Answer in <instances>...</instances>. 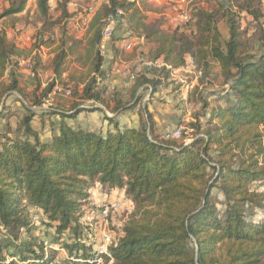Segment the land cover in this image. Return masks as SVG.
<instances>
[{
	"label": "trees",
	"instance_id": "16d2710c",
	"mask_svg": "<svg viewBox=\"0 0 264 264\" xmlns=\"http://www.w3.org/2000/svg\"><path fill=\"white\" fill-rule=\"evenodd\" d=\"M28 1L18 0L4 15L22 11ZM216 1L218 8H199L190 21L165 31L147 16L146 0H105L90 22L92 37L83 42L62 19H81L85 11L63 6L53 18L49 0H37L41 21L28 47L0 30V121L6 120L0 128V264H56L61 250L70 264L97 258L104 264H264L263 12L255 0ZM220 10L226 36L217 25ZM245 16L250 22L243 29ZM116 18L135 32V60L163 64L141 70L125 94L107 96L99 45ZM40 47H53V54L45 65L35 53L33 69H49L52 77L42 85L34 73L27 90L18 59ZM189 65L197 83L186 101L198 105L189 115L191 136L166 137L148 104ZM56 83L70 84L71 96L45 106ZM171 89L181 91L180 85ZM95 112L98 124L79 118ZM96 185L122 191L134 203L120 236L103 250L95 249L101 242L84 207ZM39 227L52 232L50 240L35 234Z\"/></svg>",
	"mask_w": 264,
	"mask_h": 264
},
{
	"label": "rangeland",
	"instance_id": "374dc122",
	"mask_svg": "<svg viewBox=\"0 0 264 264\" xmlns=\"http://www.w3.org/2000/svg\"><path fill=\"white\" fill-rule=\"evenodd\" d=\"M71 2H76V5H78L77 9L82 10L84 12V8L92 5L95 7V4L102 5L105 0H70ZM223 2V0H219ZM243 0H239V2H242ZM18 3V0H0V30H4L7 33L8 38L10 39H17L21 45L28 47L31 41V36L33 35L35 28L39 25L41 18L38 13V7H37V0H29L26 8L21 13H13L9 15H4V12L9 9L12 5H16ZM50 8H49V15L53 18H58L61 15L63 6L66 7L67 10H70V8H67V3H64V0H50ZM255 3L258 4L260 9L263 12V17L261 18V22H263V28H264V0H255ZM218 2L216 0H146L144 5V10L147 13V16L149 19H153L154 21L158 22L162 25L165 31H172L176 26L185 24L186 20H191L189 17L192 18L193 15H195L197 9H208L213 10L218 8ZM71 13L76 12V9L70 10ZM220 14H222V10H220L219 14L217 15L218 18V28L220 29L221 33L226 36L227 35V29L225 26V23L222 19H220ZM76 17L70 16L69 18L62 19L63 22H67L70 27L71 23L70 21L72 19H75ZM189 18V19H188ZM242 28L247 27L250 20L249 17H243L242 19ZM255 23H251L250 28L255 27ZM89 28H86L81 33V39L88 37L89 35ZM248 35L243 34L242 38L245 40ZM135 45V44H134ZM133 45V46H134ZM131 46V48L133 47ZM131 48H125L122 51L123 58L127 57L129 54H133L131 52ZM51 48L47 49H40V53H38L36 50H34L28 57L33 59L34 54H38L42 60H44L45 65L48 62V58H50L52 54ZM126 52L127 55H124ZM43 56V57H42ZM134 56V55H132ZM145 56H148L147 54ZM136 57V56H134ZM44 58V59H43ZM19 61L22 59H18ZM71 63L68 67H70ZM72 66V65H71ZM19 70L21 74L26 75L29 78H22V84L24 85L25 82L31 83L32 87L34 86V75L29 73L26 66L20 65ZM35 73L38 75L39 81L42 85H45L50 81V77L48 75V72L45 70H35ZM197 74L193 70V68L187 67L182 68L179 71L174 72L172 75V84L171 88H174L177 85H180L181 91H173L174 94L170 96V103L173 105V102H176V100L179 102V100H182L184 103L181 104L182 108L178 111H171L167 112L162 110V103H159V106L157 108L161 109V111L153 110L154 116L159 119H163L167 122V129L172 131L176 127V124L179 120H181V125L178 126L180 128V134L184 132V135L187 137L191 136V130L187 128V124L189 119L188 117L191 113L197 110L198 105L194 104L193 102L186 101L187 94L192 92V88L196 86V80ZM72 89V88H71ZM70 95H65L62 91H56L53 90L49 96L48 99L45 102V106H49L50 104L54 103L56 100H68ZM2 102V100H1ZM7 102L10 104H13L14 108L20 110V106L18 103L14 102L13 98L7 99ZM181 102V101H180ZM169 104V103H166ZM44 106V107H45ZM1 107V105H0ZM176 112V113H173ZM157 115V116H156ZM20 114L19 112L10 119L11 122H14L17 118H19ZM79 118L84 119V121L90 123V124H96L100 119L99 113H92V114H83L80 115ZM6 120L0 121V128L4 126ZM35 126L38 127V124ZM176 129V128H175ZM105 187H102L101 185H96V187L91 192V197L89 198L92 202H95L93 204H98L100 200L102 199H112L113 197L121 198L122 205L117 208L111 210L108 217L103 219H100L99 221H92V225L94 227L95 231V239L101 242V246L97 247L95 246V249L97 250H103L108 242H115L118 237L120 236V229L123 225V223L126 221L128 215L133 211L134 209V203L133 201L125 195L122 191L113 190L110 192H107L109 189H104ZM89 206L88 204H85L84 207ZM83 207V208H84ZM39 224V223H38ZM46 229L44 227L38 228L35 230V234L39 236H43V238H47L48 240L51 239L52 232L45 233ZM4 232L2 229H0V244L2 243V240L5 238ZM106 237L109 238L108 241H106ZM101 258H97L96 262L93 264H104L103 260ZM66 258V251L61 250L59 253H56V257L54 258V262L56 264H70ZM108 262L107 264H110Z\"/></svg>",
	"mask_w": 264,
	"mask_h": 264
},
{
	"label": "crops",
	"instance_id": "0c3cea01",
	"mask_svg": "<svg viewBox=\"0 0 264 264\" xmlns=\"http://www.w3.org/2000/svg\"><path fill=\"white\" fill-rule=\"evenodd\" d=\"M100 6L101 5H99L98 3L95 4L94 14L98 11ZM77 7H78V5H76V2H74V1L71 2L70 0L67 2V8H70V10H73V9L75 10V9H77ZM25 8H26V6L23 8L22 11L17 12V13L23 12L25 10ZM70 10H68V11L70 12ZM17 13H15V14H17ZM94 14L92 15V17L94 16ZM92 17H91V19L89 21V24L87 26L79 29V30L74 29L73 27H71V30L74 32L75 38L77 40H81V41L85 42L88 38L92 37L93 29L90 28V22L92 20ZM151 20H153V19L151 18ZM109 25L112 28V33H111L110 36H103V39H102V41H101V43L99 45L100 52H101L102 56L104 57L103 70H105L106 74L109 72L110 67L112 65L119 64V63L124 62V61L125 62H128V61L130 62V61H133V60L136 59V57L132 56L133 54H129L126 58L125 57L123 58V56L121 55L123 50L120 47V41H121V38H122V36L124 34L123 26L118 25V23H116V22H112ZM86 28H89V30H90L89 35H88V37H85V38L81 39V33ZM55 30L57 31V28ZM15 40L19 43V41L17 39H15ZM19 44L21 45V43H19ZM21 46H23V45H21ZM47 48H49V49L51 48V50H53V47H40L41 50L47 49ZM40 49L36 50V51L38 53H40ZM124 53H125L124 55H127L126 52H124ZM52 54H53V51H52ZM52 54H51V56H52ZM48 60H49V58H48ZM43 62H44V60H43ZM71 65H70L69 69L72 68ZM45 71L48 72V75H49V77L51 79L52 73L50 72V70L46 69ZM67 73L68 72L63 74V79L64 80H66V78H67L66 77ZM26 78H28V77L25 76V79ZM132 82H133V80H130L129 78H127V77H125L123 75L110 74L109 77L106 78L104 80V82H101V83H102V85L105 86L106 89L108 87V90H109L110 93L121 92L122 94H125L126 90H127V87H129ZM24 86L26 87L27 90H32V85H31L30 81L29 82H25ZM148 94H149L148 92L145 93V97H144L142 103L145 102V100L148 97ZM172 94H174V93H173L172 89L170 88V86L169 87L160 86L158 88L156 94L154 95V98L152 99V101L151 100L149 101V104H148L149 110L153 112L152 108L153 109L155 108V110L161 111V109L157 108L159 106H156V105H159V103H162V108H163L162 110H164V111H167V112L171 113V111L180 110L182 108V106H181V104H179V102L177 100H176V102H173L174 103L173 105H171V103L169 102L170 101V96ZM56 101H58V100H56ZM166 103H169V104H166ZM182 103H184V102H182ZM178 104H179V108L180 109L178 108ZM173 113H176V112H173ZM153 114H154V112H153ZM186 118L189 119V116L186 117ZM154 120L156 122L157 132L163 133V132L170 131V130L167 129V122L168 121L165 122V120L156 118L155 116H154ZM82 121H84V119H82ZM98 123H99V121L96 124H98Z\"/></svg>",
	"mask_w": 264,
	"mask_h": 264
},
{
	"label": "built area",
	"instance_id": "2783aa9c",
	"mask_svg": "<svg viewBox=\"0 0 264 264\" xmlns=\"http://www.w3.org/2000/svg\"><path fill=\"white\" fill-rule=\"evenodd\" d=\"M84 11L86 12L85 16H83L81 19H72L70 21L71 27L74 29H81L89 24V21L94 14L95 8L92 5L87 6ZM118 14H121V10H117ZM191 19V17H189ZM188 18V19H189ZM190 20H186L188 22ZM116 22L118 24H121L124 28V34L121 38L120 41V47L121 49L125 48H131L136 43V37H135V32L127 25L125 20L123 18H116V19H111L110 23ZM112 33V28L110 25H107V27L104 30V36H110ZM19 61V60H18ZM19 66L23 65L26 66L29 73L33 74L35 73V70L33 69L32 62L30 58L22 59L19 62ZM163 63L160 62L159 60H148V59H138V60H133V61H128V62H121L119 64H114L110 67L109 72L106 74L105 79L109 77L110 74H120L123 75L130 80H133L135 76L141 72L144 68H151L153 67H160ZM191 65L187 66L190 67ZM185 67V68H187ZM192 67V66H191ZM104 79V80H105ZM104 80L102 82H104ZM53 90L56 91H62L65 95H70L71 94V86L70 84L62 85L60 83H56L53 87ZM105 95L111 96L112 93L109 92L108 87L105 89ZM180 136V128H176L172 131H168L166 134V137H179ZM95 202H92L90 199L88 201V216L86 217V221H88L91 225L92 232L95 233L94 227L92 225V221H99L100 219H105L108 217L109 213L113 209H117L122 205V200L121 198H113V199H102L98 204H93ZM37 215L34 216V219H37ZM88 236H92L90 233ZM109 238L106 237V241H108ZM45 245L47 244V241L44 242ZM112 242H108V244H111ZM107 244V245H108ZM101 260V259H100Z\"/></svg>",
	"mask_w": 264,
	"mask_h": 264
},
{
	"label": "water",
	"instance_id": "95a60500",
	"mask_svg": "<svg viewBox=\"0 0 264 264\" xmlns=\"http://www.w3.org/2000/svg\"><path fill=\"white\" fill-rule=\"evenodd\" d=\"M149 94H150V92H149ZM2 107V106H1ZM1 107H0V110H1ZM42 108H44V107H42ZM34 109H40V108H34Z\"/></svg>",
	"mask_w": 264,
	"mask_h": 264
}]
</instances>
